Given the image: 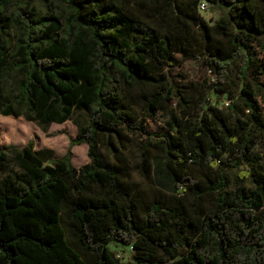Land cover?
<instances>
[{
  "label": "trees",
  "instance_id": "trees-1",
  "mask_svg": "<svg viewBox=\"0 0 264 264\" xmlns=\"http://www.w3.org/2000/svg\"><path fill=\"white\" fill-rule=\"evenodd\" d=\"M189 60L213 82L174 85L164 70ZM0 115L77 128L48 161L0 147V264H123L111 245L126 264H264V0H0ZM134 139L138 173L158 153L171 187L145 205Z\"/></svg>",
  "mask_w": 264,
  "mask_h": 264
},
{
  "label": "rangeland",
  "instance_id": "rangeland-1",
  "mask_svg": "<svg viewBox=\"0 0 264 264\" xmlns=\"http://www.w3.org/2000/svg\"><path fill=\"white\" fill-rule=\"evenodd\" d=\"M201 16L209 23L213 24L219 17V11L213 9L206 3V8L201 12ZM168 79L174 85H184L193 82L201 86L203 81L213 82L210 71L201 63L189 60L181 67L166 68L164 70ZM189 101V99H186ZM211 105L222 107L226 105L225 99L212 97L209 101ZM171 109L174 113L180 114L184 111V104L173 101ZM163 126V115L158 114L155 119L146 121V128L149 131H157ZM76 126L67 121L63 124H51L41 127L23 118L12 116L4 117L0 115V147L15 146L22 148L30 140L34 142V150L37 156L43 161L56 159L63 156L69 148V140L76 138ZM136 140H131L130 146L124 152V162L128 165L127 183L136 190L137 200L145 205L155 198L157 187L171 191L170 182L163 179L160 175L161 160L158 153H153V168L149 179H144L137 171L138 148ZM101 152L109 162H115L110 157L109 151L101 145ZM71 163L75 168H79L88 162L87 146L85 144L74 146L71 149ZM121 259L123 264L132 262L129 247L110 246Z\"/></svg>",
  "mask_w": 264,
  "mask_h": 264
},
{
  "label": "built area",
  "instance_id": "built-area-1",
  "mask_svg": "<svg viewBox=\"0 0 264 264\" xmlns=\"http://www.w3.org/2000/svg\"><path fill=\"white\" fill-rule=\"evenodd\" d=\"M205 8H206V4H205L204 2L200 3V5H199V10H200V12H202L203 10H205ZM226 105H227V104H226ZM129 250L132 251L131 248H129ZM118 257H119V256H118Z\"/></svg>",
  "mask_w": 264,
  "mask_h": 264
}]
</instances>
